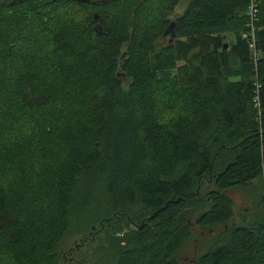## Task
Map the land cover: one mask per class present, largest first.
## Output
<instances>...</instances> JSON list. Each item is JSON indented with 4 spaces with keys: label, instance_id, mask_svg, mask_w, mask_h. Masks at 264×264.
I'll return each mask as SVG.
<instances>
[{
    "label": "trees",
    "instance_id": "trees-1",
    "mask_svg": "<svg viewBox=\"0 0 264 264\" xmlns=\"http://www.w3.org/2000/svg\"><path fill=\"white\" fill-rule=\"evenodd\" d=\"M86 1L0 0V264H264V0Z\"/></svg>",
    "mask_w": 264,
    "mask_h": 264
},
{
    "label": "rangeland",
    "instance_id": "rangeland-1",
    "mask_svg": "<svg viewBox=\"0 0 264 264\" xmlns=\"http://www.w3.org/2000/svg\"><path fill=\"white\" fill-rule=\"evenodd\" d=\"M186 2L187 0H179L178 3L175 5V7L172 8V12L170 14H172L173 18L171 20H173L175 17L181 14V11ZM103 17L105 18V20H108L107 19L108 16L106 12L103 14ZM168 18H171V16H168ZM95 32H98V31H95ZM230 44H231L230 37H225L224 46H228ZM20 52L24 54L32 52V54L34 53L35 59H37L42 53V47H40V49L37 52H35V50L32 47L27 48V49L25 47H22V50ZM38 65H40L41 68L46 67V66L45 67L42 66L40 62ZM171 77L175 78L174 73H172ZM204 187H206L204 186V184L200 186L202 191H204ZM227 196L230 198L233 204V218L231 220L232 224H229V225H241L240 224L241 222L244 223L243 225H250L253 222L263 221L264 219V187H263V182L261 178L250 182L245 187L235 188L229 191L227 193ZM181 216H182V219H184V221L187 222L188 225L192 226L194 216L190 215V212L188 213V215L182 214ZM192 230L197 231V229L194 227L192 228ZM217 232H219V229H216V230L215 229H208V230L205 229L202 232H199L198 240L200 242H199V246L196 247L198 248V250L194 252L195 249H191L187 247L185 250L183 249L178 253V256H179L178 259L180 261H183V264H186L187 259L189 262L192 257H196L202 254L207 249V243H210V239L215 237L217 235ZM86 246H91V245H86ZM189 246L191 245L189 244ZM96 258H97V255L95 253L91 255H87V261L83 264H92L95 262Z\"/></svg>",
    "mask_w": 264,
    "mask_h": 264
},
{
    "label": "built area",
    "instance_id": "built-area-1",
    "mask_svg": "<svg viewBox=\"0 0 264 264\" xmlns=\"http://www.w3.org/2000/svg\"><path fill=\"white\" fill-rule=\"evenodd\" d=\"M257 0H248L246 5L245 14L247 16V27L250 30V37L248 36V47L252 53L253 56H255V49H254V37L252 35L253 33V23L256 20L257 16ZM243 38H246L245 35H242Z\"/></svg>",
    "mask_w": 264,
    "mask_h": 264
},
{
    "label": "water",
    "instance_id": "water-1",
    "mask_svg": "<svg viewBox=\"0 0 264 264\" xmlns=\"http://www.w3.org/2000/svg\"><path fill=\"white\" fill-rule=\"evenodd\" d=\"M76 1H78V2H81V1H83V2H87L86 0H76ZM95 18H96V17H95V15H94V16H93V19H95ZM172 25H173V24L170 23L165 31H168V32H169L170 29H171V26H172ZM164 34H165V32H164ZM224 47H226V46H224Z\"/></svg>",
    "mask_w": 264,
    "mask_h": 264
}]
</instances>
